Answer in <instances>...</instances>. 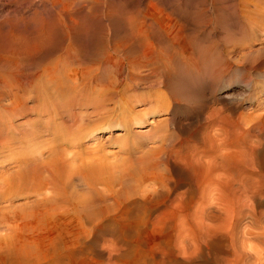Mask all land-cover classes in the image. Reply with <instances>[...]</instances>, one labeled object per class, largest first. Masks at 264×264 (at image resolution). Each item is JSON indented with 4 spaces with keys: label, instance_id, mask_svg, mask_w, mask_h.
<instances>
[{
    "label": "rangeland",
    "instance_id": "1",
    "mask_svg": "<svg viewBox=\"0 0 264 264\" xmlns=\"http://www.w3.org/2000/svg\"><path fill=\"white\" fill-rule=\"evenodd\" d=\"M257 1L0 0V39L24 43L28 32H40L37 59L18 57L14 63L10 53H0V60L21 66L24 74L72 64L95 69L109 53L127 59V47L136 46L128 40L134 24L147 28L159 55L169 61L170 79L149 70L133 82L138 102L160 96L169 107L150 115L157 119L156 130L135 137L121 126L103 127L97 139L62 150L97 145L119 161L126 140L158 147L164 136L167 147L185 142L183 153L192 157L189 167L177 158L179 149L173 152L169 199L155 194L141 200L132 181L116 199L96 198L77 186L73 195L60 196L89 206L76 207L59 196L58 204L50 202L56 208L46 213L30 192L37 182L29 181L34 186L28 192L30 185L26 189L16 172L13 143V151L0 154V264H264V172L258 158L264 151V1ZM64 28L72 30L65 35ZM134 126L138 131L153 125ZM211 140L235 146L228 157L214 160ZM193 170L198 179L191 189Z\"/></svg>",
    "mask_w": 264,
    "mask_h": 264
},
{
    "label": "bare ground",
    "instance_id": "2",
    "mask_svg": "<svg viewBox=\"0 0 264 264\" xmlns=\"http://www.w3.org/2000/svg\"><path fill=\"white\" fill-rule=\"evenodd\" d=\"M255 1L258 3L257 0ZM261 2L259 3H264ZM61 4L62 2H60V5ZM257 7L259 6L257 5ZM61 11L64 12L65 9L63 8ZM137 25L134 24L133 28H135V31L132 30L128 36V40H133L129 41L130 45L132 43L136 45L129 48L127 47V50L130 51L127 56L130 57L124 59L113 53H109L106 57L101 59L100 63L96 64L95 69L83 67L82 65L74 66L73 64L72 67L69 66L70 68L63 67L65 69L58 68L57 66H53L52 68L47 65L48 67L41 72H39V70H37L38 72L30 70L32 72L29 71L30 73L27 72L28 74H24L21 72V69H18L19 67L22 68L21 66L18 65L19 67H15L16 65L13 64V66H11L8 63L9 61L7 62L4 59L0 60V65H2L0 66V154L5 155L4 153L8 152L10 149L13 151L14 146L12 144H18V146H15V156L13 157L16 165L19 166L16 172H19L23 176L25 188L26 185L32 184H29V181L32 180L33 183L34 181L37 182L35 185L36 187L33 189L31 188L34 185L29 186L28 192L30 189L31 193L36 192L35 195L37 194L39 196V198H37L38 202L44 207L46 213L52 210V207L54 209L55 205H53L54 203L51 204L52 201L56 202L60 195L68 191L70 193L71 191L72 193H76L77 186H80L83 193H88L91 196L93 195V197L99 198L105 196L107 198L116 199L115 197L120 194L122 196L125 195L124 189H126L127 184L132 181L137 191H141V194L137 193L143 198H140L141 200H144V198L150 199L155 194H158L160 198L169 199L170 193L167 195L165 192L172 190L169 188V183L171 182L170 169L175 166L173 152L176 151V148L177 150L179 149L177 158L185 161L189 167H192L191 155L183 153L185 142H180L178 146L170 145L167 147L168 144L164 136H161L162 138L159 140L160 143L158 147H150L137 140H126L123 149H120V151L124 152L125 156L119 161L114 160L109 154L104 153L103 148L97 145L85 147V149L81 150L77 149L78 145L76 147L77 152L76 149H74V153L69 150L61 149L63 145H66L68 148L71 144H82L87 140L95 139L99 129L103 127L110 128L111 126H121L122 129L125 130L126 135L140 137L141 132H148L156 128L154 125L157 119L155 120L154 117L150 119L152 115L156 116L161 112H168L169 107L160 96H156L153 99L137 101L140 97L134 91L133 82L135 79L140 80L143 73H147L149 70L153 74H163L165 80L170 79L171 73L166 65L169 61L167 62L166 57H163L167 62L165 63L163 58L159 55L161 49L160 51L156 50L154 42L151 41L148 35L149 31L146 30L147 28L144 29ZM64 29L66 31L65 35L69 33V29L72 30L71 28ZM80 31L79 36H81L80 34H82L84 30L80 29ZM38 32L39 31L36 30L28 32L24 43L18 40L12 41L11 39L7 41L5 39H0V53H10L11 57L14 56V63L19 60L18 57L21 59L24 58V56L30 59L35 58L40 53V44L38 42L40 32ZM6 60L8 59L6 58ZM172 61H174V59ZM21 62L23 63L24 61ZM22 66L26 65L23 64ZM4 67L8 70L10 67H14V69L9 70V72L4 71ZM106 70H109L110 73L107 71L105 73L108 74L105 75L103 73ZM50 88H53L52 90H55L58 94L60 93L59 97L62 95L63 97L61 99L57 98L58 95L56 96L57 93L55 92L56 97L53 96L54 93L51 92L52 90L50 91ZM51 93H53V95H51ZM67 94L70 97H68ZM139 103H141L140 105H143L144 108L141 107L139 109ZM146 123L153 126L146 130L140 129L137 131L134 129V125L142 127V125H146ZM20 126H23L24 129L21 130ZM75 144L74 147L76 146ZM209 144L214 148V152L210 153V157H213L214 160L225 157L226 155V157H228L231 153L229 148L235 146L230 143L227 144V146H218L212 140ZM38 147L44 149H38ZM236 147H238V154L242 153L243 149L240 151V147ZM35 149L42 151L36 152L37 150L35 151ZM44 151L47 153L45 156L46 158H42ZM66 151L70 153H66ZM23 152L26 153V155L27 152L32 154L36 152L34 153L36 155L34 158L28 156L31 154H28L26 157L23 156ZM258 158L260 159L261 169L264 172V151ZM40 163L41 166L44 164L43 168L39 167ZM254 163L255 159L252 162L249 161L247 164H250L251 167V164L253 166ZM219 169L222 170V168ZM20 174L17 176L18 180L23 181L19 178L21 177ZM7 178L10 179V177ZM16 178H14V176L13 178L11 177L12 180H17ZM197 179L196 172L194 171L191 173V189L195 187ZM26 181H28V184H26ZM8 183H5V186ZM17 183L18 185L20 184L19 182ZM176 183L177 182H175L173 189L177 188L178 185ZM13 184L16 183L13 182ZM13 186L14 185H12V187ZM10 189L12 188L9 187V190ZM31 193H29V195ZM64 196L65 195H63V197L60 196V198L64 199ZM69 196H67V198ZM68 199L70 201L71 198ZM71 200H73V204L71 203L72 205L80 208L83 207V209H85V206H89L90 203L87 201L88 204H86L84 203L85 201L77 199ZM66 201L67 200L63 202L66 203ZM118 202L116 203L119 204ZM68 203L70 204V202L67 201V206L69 205ZM56 204L58 203L56 202ZM61 204L63 203L61 202ZM29 207L31 208V206ZM37 207L38 206H36V208ZM34 208L35 206L31 209L33 210ZM40 208L39 210L43 209ZM75 209L77 210L78 208ZM35 212L37 213V210ZM55 212L53 216H55ZM42 214L43 211L41 214L39 213L40 216ZM64 214L67 213L65 212ZM24 215L26 216L27 214L25 213L23 216ZM32 215H30V217ZM26 217L24 219H26ZM52 218L53 217H51V219Z\"/></svg>",
    "mask_w": 264,
    "mask_h": 264
}]
</instances>
